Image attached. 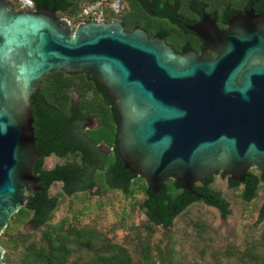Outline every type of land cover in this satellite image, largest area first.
Returning a JSON list of instances; mask_svg holds the SVG:
<instances>
[{"label":"water","instance_id":"water-1","mask_svg":"<svg viewBox=\"0 0 264 264\" xmlns=\"http://www.w3.org/2000/svg\"><path fill=\"white\" fill-rule=\"evenodd\" d=\"M184 27L202 40L199 53L125 30L116 16L73 27L55 6L0 0V234L44 190L33 171L41 153L30 98L54 70L90 73L104 89L123 168L153 194L168 179L201 197L194 183L217 171L237 182L251 168L264 174V14L237 10L219 27L202 10ZM3 255L0 244V264Z\"/></svg>","mask_w":264,"mask_h":264},{"label":"trees","instance_id":"trees-1","mask_svg":"<svg viewBox=\"0 0 264 264\" xmlns=\"http://www.w3.org/2000/svg\"><path fill=\"white\" fill-rule=\"evenodd\" d=\"M9 1L15 8L20 6L19 0ZM92 1L33 0L34 8L42 4L55 6L58 15L67 18L73 27L85 20L79 17V13L84 5ZM122 1L123 9L117 14L108 12L105 17L107 22L116 16L121 19L125 30L141 27L149 38L163 36L174 51L179 52L192 49L199 53L202 40L179 24L178 19L194 22L198 18L196 12L204 9L215 17L219 27H223L237 10L252 7L264 14V0ZM135 5L140 6L144 13L163 19L169 25L157 28L142 26L141 13ZM73 93L77 96V103L72 102ZM30 100L33 103L34 135L38 138L36 147L41 153L39 163L46 161L53 150L46 140L53 133L76 130L86 115H94L98 121L97 128L87 130L94 143L103 141L110 145L114 140L117 131L116 111L90 73L61 69L50 71L43 76ZM62 147L57 146L56 152ZM254 170L249 169L245 179L255 182V191L257 183L264 181V174ZM59 171L58 168L54 173L34 169V173L40 176L44 190L31 195V205L15 212L0 234L5 264H264V247H229L222 257L215 256L213 261L203 257L201 260L184 261L175 247V230L169 231L167 226H174L175 213L183 211L197 198L179 188L173 179L164 181L161 190L153 194L147 190L141 177L123 168L120 159L118 192L129 201L115 207L112 195L105 196L113 192L110 187L102 184V190H90L94 182H99L98 175L92 181L87 179V187L76 192L71 182L64 181L62 188L51 196L52 179L62 178ZM213 178V175L209 177L207 183L212 182ZM228 180L231 181L229 177ZM140 191L145 195L143 200L137 199ZM252 197L244 191V200L249 201ZM262 204L258 209L257 222L264 217V198ZM60 206L64 207L65 215L54 222V214ZM217 206L220 216L226 219L230 214L228 201L223 198ZM140 210L149 217L144 225L137 220ZM103 212L114 215L112 225L104 224V227L96 220H89L92 214ZM27 221L34 224L36 229H27L24 226Z\"/></svg>","mask_w":264,"mask_h":264},{"label":"rangeland","instance_id":"rangeland-1","mask_svg":"<svg viewBox=\"0 0 264 264\" xmlns=\"http://www.w3.org/2000/svg\"><path fill=\"white\" fill-rule=\"evenodd\" d=\"M135 7L141 13L140 24L142 26L157 28L169 25L163 19L144 13L140 6L135 5ZM46 163H50L48 159H46ZM251 169L254 170L255 168ZM254 171L259 172L258 170ZM226 182L227 178L220 177V174L214 175L211 182V187L221 191L223 197L229 202L230 214L226 219H223L217 211L205 205L202 201H196L177 213L174 217V226H169V231L175 230V247H177V253L183 256L184 261L201 260L202 257L213 261L215 256L222 257L226 248L233 246L264 247V217L259 223L256 222V204L263 196L264 181L261 180L257 183L258 186L254 191V195L249 201L244 200L242 197L244 191L242 184L231 188ZM57 189H59V184L52 186L50 193L54 194ZM97 191L99 190L95 189L94 192ZM111 195L115 207L120 204L124 205L129 201L128 198L123 197L121 192L114 191L105 194L106 197ZM144 196L142 191L137 193L138 200H143ZM142 212L144 211L140 210L137 214V220L144 225L149 219L142 218L140 216ZM111 213H95L89 217V220H96L103 225H112L114 215H111ZM64 215L65 209L60 206L54 214L53 221H58Z\"/></svg>","mask_w":264,"mask_h":264},{"label":"flooded vegetation","instance_id":"flooded-vegetation-1","mask_svg":"<svg viewBox=\"0 0 264 264\" xmlns=\"http://www.w3.org/2000/svg\"><path fill=\"white\" fill-rule=\"evenodd\" d=\"M196 13L198 15V18L195 21L200 19L202 11ZM178 23L183 24L184 26V24L188 22L184 21L181 18L178 19ZM225 26L226 24L223 27ZM108 99L110 100L112 105L111 99L109 97ZM76 101H77V96L73 93L72 102L77 103ZM117 126H118V120H117ZM97 127H98V121L96 119V116L86 115L80 121V124L78 128H76V130L63 132V133L62 132L53 133L52 137L46 140V143H48L51 147H53V150L48 157V161L50 163H46V161L39 163V159L41 157L40 155L38 160L34 163L33 171L34 169H38V171L40 172L43 171V172L54 173L55 169L58 168V170H60L59 171L60 177L62 178L60 179L53 178L51 187L54 186L55 184H59V189H60L62 188L64 181H67L73 184L72 186L74 192H76L78 189L82 187L86 188L88 180L92 181L94 177L98 175L100 177L99 182L96 183L94 182L92 184L90 188L92 192H94L95 189L102 190L101 189L102 184H105L108 187H110L111 191L118 192V188H119L118 179H120V171H119L120 157L118 155V151L116 148V135L110 145L103 141L94 143L91 135L87 132V130L88 129L92 130ZM36 141H38V138L35 137V145H36ZM57 146H63V147L60 150H58V152H56L55 149H58ZM51 173H49L50 176ZM216 174L221 175V173L217 171L215 174H213V176ZM35 175L37 176L40 182L41 181L40 176L37 174ZM223 177L228 178L229 176L224 175ZM207 182L208 179L202 182H195L193 185V189L197 193L201 194L202 195L201 197H197L194 194H190V193L189 195L197 198L196 201H202L205 205L214 209L220 215V210L217 206V203L219 200H222L224 197L221 191L217 189H213L211 187V182L210 183ZM234 182L237 181L228 180L227 182L228 186L232 188L242 184L244 186V191L249 192L251 197L253 196L254 193L253 189L255 188L254 185L255 182L250 180L246 181V179L243 182H238L237 184H235ZM209 189L210 191H208ZM57 190L51 196H54ZM263 198H264V191H263V196L261 197L260 204L257 207L256 222L258 218V209H260V207H262L263 205L262 204ZM167 199L173 200L172 198H167ZM192 203H189L188 205ZM175 215H177V213H175Z\"/></svg>","mask_w":264,"mask_h":264},{"label":"built area","instance_id":"built-area-1","mask_svg":"<svg viewBox=\"0 0 264 264\" xmlns=\"http://www.w3.org/2000/svg\"><path fill=\"white\" fill-rule=\"evenodd\" d=\"M19 4L20 6L34 8L33 0H19ZM123 7L122 0H94L81 8L79 17L85 18V20L92 19L96 22H102L106 21L105 17L108 12L117 14Z\"/></svg>","mask_w":264,"mask_h":264}]
</instances>
